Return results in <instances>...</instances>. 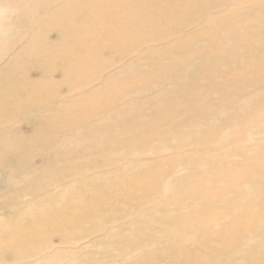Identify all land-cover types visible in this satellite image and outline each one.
Masks as SVG:
<instances>
[{"label":"bare ground","instance_id":"bare-ground-1","mask_svg":"<svg viewBox=\"0 0 264 264\" xmlns=\"http://www.w3.org/2000/svg\"><path fill=\"white\" fill-rule=\"evenodd\" d=\"M77 1L0 0V124H6L0 128L6 133L0 132V152L12 155L0 160V179L12 184L0 188V264H50L51 259L41 260L37 248H30L33 241L43 246L53 236L71 241L81 222L101 230L114 209L130 215L129 234L110 232L105 250L95 244L98 253L69 255L74 264H116L113 253L120 254L134 242L163 248L145 254L137 264H264L262 143L242 152L260 157L258 165L246 157L228 166L224 153L200 168L196 157H181L190 167L167 182L163 175L179 159L151 161L148 167L138 158L147 148L144 132L152 126L156 140L165 145L174 137L194 139L202 133L179 119L184 113L195 111L202 117L210 102L213 112L207 119L214 121L226 119L227 108L246 105L248 97L234 89L241 83L238 71L243 61L251 64L256 82L264 78V0H100L91 12L82 8L89 0ZM212 3L224 9L200 21L187 39L146 46L177 27L189 26L181 16ZM237 19L251 25L243 36L234 30ZM187 44L201 46L202 68L210 78L218 66L228 68L225 80L231 90L221 100L203 99L200 85L185 72L181 50ZM238 45L244 55L235 50ZM220 48L226 50L223 57L217 55ZM146 57L150 62L145 66ZM163 66V76L152 74ZM169 78L173 86L165 87ZM138 86L163 90L151 100ZM123 94L121 104L105 114ZM129 120L135 125L130 127ZM17 125L27 126L28 133H20ZM210 131L205 138L212 136ZM231 140L249 144L235 133L224 136L222 144ZM81 146L91 151V159L77 156ZM118 147L130 154L115 157ZM140 148L144 149L137 152ZM115 160L124 164L114 167L115 175L105 174L103 169L113 167ZM218 177L225 183L215 194L210 184H219ZM136 188L152 202L150 210L131 203ZM217 198L222 201L218 205ZM167 208L173 209L172 216ZM152 220L156 225L151 226ZM183 230L189 234L179 238ZM256 233L261 234L260 243L249 244L248 237ZM164 235L178 238L180 247L167 249ZM191 241L196 243L193 251L188 248ZM235 249L241 250L240 256H235ZM4 253L10 256L5 259ZM54 255L52 262L62 258ZM192 255L195 261L189 259Z\"/></svg>","mask_w":264,"mask_h":264},{"label":"rangeland","instance_id":"rangeland-1","mask_svg":"<svg viewBox=\"0 0 264 264\" xmlns=\"http://www.w3.org/2000/svg\"><path fill=\"white\" fill-rule=\"evenodd\" d=\"M77 1V0H76ZM231 1H237V0H231ZM194 2V1H192ZM165 3V1H164ZM76 5L78 6V1L76 2ZM100 5V0H89V3L85 4L82 8L88 9L90 12L92 11L94 6ZM224 7L221 4L212 3L208 4L206 8L198 9L194 14H183L181 16L182 20L187 21L186 25H189L187 27H177L172 33L163 35L158 37L157 43L150 42L146 43V46L151 48L155 46H159V44H167L171 40L175 39L176 41H182L187 39L188 34L191 30L197 28L198 24H200V21H205L208 18H212L216 16L218 13H220ZM200 12V13H199ZM198 13V14H197ZM0 14L2 12L0 11ZM223 14H220V16ZM211 26H215L216 23L213 21L210 22ZM251 26L249 22H247L246 19H237L236 23L233 25L234 30L236 34H239L240 36H243L245 34V31L248 30V27ZM223 33L221 34V36ZM245 40H248L250 43L254 44L256 42V39L254 37H246ZM218 42H223L222 38L217 39ZM235 41H229V45H233ZM235 50L240 54L244 55L245 51L243 48L238 45L236 46ZM201 53V46L195 47L194 44H187L184 46L181 50V54L183 55L182 60H184L185 65L182 67L184 68L185 72L189 74V76H192L191 81L193 83H198L200 85V88L203 92V99L206 98H212L213 100H221L224 97V94L228 93L231 90V87L229 86L230 83H226V77L229 76V70L225 66H218L216 68L215 74L210 78L206 73L203 71V64L204 61L199 55ZM226 54V50L223 48H220L217 51L218 57H223ZM242 57V56H241ZM118 62V61H117ZM148 62H150V58H144L142 63L146 66L148 65ZM264 64V62H263ZM110 67V66H109ZM107 68V67H106ZM113 68V67H111ZM110 68V69H111ZM157 71H152L153 73H156V75L160 78L165 74L166 68L159 67L156 69ZM190 70V72L188 71ZM238 75L240 77V85H238L234 92L237 95H240L242 97H248L246 105L241 106L238 105L235 108L231 106V108H227L228 116L227 118H218V120L211 121L207 118H210V113L213 112L212 104L208 102L209 106L204 108L203 112L204 115L202 117H198L197 113L195 111H190L187 113H184L179 117V119L184 120L183 122L186 125L193 124L196 129L198 128L199 132L202 133L200 137H196L194 139L187 138L185 141H183L182 138L174 137V140H172L170 143H160V141L156 140V137L154 136V133L152 131L156 130V126H152L149 130L144 132L146 135L145 144L147 145V148L143 150L140 148L137 150V152H140L139 159L142 158V161L145 165L149 167V163L151 161H160L162 159H171L172 157H176L179 160H174L172 162L171 171L163 175L162 181L167 182L171 179L172 174H184L186 172V168L190 167L189 165H186V163L182 162V158H197V165L200 166V168H206L210 165L211 159L214 157H219L220 155L224 153H228V156L225 160L226 165L231 166L235 163L243 162V160L248 157L249 162L252 165H258L261 162V158L258 156H255L253 154L248 153L246 156L242 153L243 149L245 148L246 152H250L253 150V146L255 143H262L264 146V89L262 87V83L264 82V78L256 82L252 73H251V64L247 61H243L242 66L240 70L238 71ZM165 87H172L173 86V79L169 78L166 79L164 82ZM146 87L138 86L137 90L142 91L145 93V96L148 99H154L157 95L159 96L160 93H162L163 88H157V89H147ZM160 92H159V91ZM125 94V93H124ZM124 94L118 99L117 103L111 107H107V111L105 114H109L110 112L114 111L118 104H121V102L125 99ZM211 101V99L209 100ZM105 103V101H103ZM166 103V102H165ZM164 103V108L167 109V104ZM184 108V104H183ZM207 115V116H206ZM206 116V117H205ZM142 116L139 118L141 119ZM206 118V119H205ZM175 121H171V124ZM135 122L132 120L128 121V125L130 127L134 126ZM180 124V122H178ZM171 126V125H170ZM6 127V124L2 123L0 124V128ZM179 125H176L174 128H178ZM15 129H17L20 133L26 134L28 133L27 126L25 127H17L15 126ZM171 129V128H170ZM211 130L209 133L212 135L210 138H205L204 135ZM176 130H172V132H175ZM2 134V131H0ZM170 131H166V133H169ZM232 133H235L237 138L245 137L249 144L243 145L239 142V140H231L229 143L222 144V140L224 139V136L230 135ZM141 135V134H140ZM179 136V135H177ZM0 142L4 139V136L0 134ZM182 142V143H181ZM181 143V144H180ZM86 146H81L78 149L77 156L80 157H87L91 159V151L84 148ZM164 152H157V148H163ZM142 149V150H141ZM125 153H128V151L125 149V147H118L114 151L115 157H120L122 155H125ZM130 154V153H128ZM127 154V155H128ZM12 155H8L7 153L0 152V160L7 161L9 160ZM125 157V156H124ZM182 157V158H181ZM78 159V158H74ZM117 159V158H116ZM32 161L35 164L39 163V158L37 156L32 157ZM116 162V160H115ZM152 163V162H151ZM124 164V161H117L113 167L106 166L103 171L105 174L110 173V176L115 175L114 167L120 166ZM1 169V168H0ZM31 176V175H29ZM190 183H194L196 181L195 178L190 179ZM219 184H210V189L216 194L219 190L218 186L225 183L224 179L222 177L217 178ZM205 185L208 184V179L204 180ZM203 181V182H204ZM210 183V182H209ZM2 184L12 185L11 183H5L0 179V188L2 187ZM144 193H146L144 191ZM133 194V197L131 198ZM229 196H231V193H229ZM131 203L133 205L136 204H142L143 210H150L153 207V204L148 199H143V190L136 188L134 193L130 194ZM143 201V202H142ZM221 198L216 199V204H220ZM192 206L195 208L194 203ZM109 214V213H107ZM166 214L168 216L173 215V209L167 208ZM1 215V214H0ZM109 216H112V219L106 220L101 228V230L92 229L90 222H81L80 225L76 226V230L74 231V239L71 241H60L57 237L53 236L49 239L47 245H42L39 243V241L35 240L32 242V246L30 245V248H37V253H40L42 255V258L45 256V258H41V260L45 259H51L53 261V258L50 256L54 255V257L60 258L55 260L54 262L51 261L50 264H74L75 259L72 257H68L69 255L75 254V253H82V254H94L100 252V250L97 249L95 244L100 248H105L110 244L108 237V234L110 232H118L120 234H129V224H130V215L127 213H123L120 209H114ZM0 216V220H1ZM156 225V222L154 220L151 221V226ZM188 232L183 230L180 232L179 238H185L188 236ZM261 234L256 233L254 235H251L248 237L249 244H259V240H261ZM151 240V238H150ZM178 238H174L168 235L162 236V241L166 243L167 249L171 248L172 246L180 247L179 245H176ZM47 246H49V249H45ZM196 247V243L194 241H191L188 243V248L190 250H194ZM32 248V249H33ZM161 249L156 245L152 246H145V244H133L128 245L125 249L122 250L120 254L117 255V252H114V256L116 257L117 263L116 264H137L138 261L142 256L145 254L150 253L153 250ZM162 252V251H161ZM235 256L241 255L240 249H235L234 251ZM5 259H7L10 255L8 253H4ZM66 256V257H64ZM191 261H195V257L192 255V258L189 257Z\"/></svg>","mask_w":264,"mask_h":264}]
</instances>
